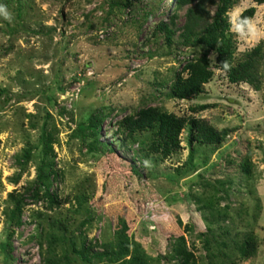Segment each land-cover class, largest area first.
<instances>
[{
	"label": "rangeland",
	"instance_id": "1",
	"mask_svg": "<svg viewBox=\"0 0 264 264\" xmlns=\"http://www.w3.org/2000/svg\"><path fill=\"white\" fill-rule=\"evenodd\" d=\"M172 1L0 0L10 17L0 13V264L49 256L131 264L139 253L148 264H179L171 259L179 237L197 264H224L219 255L248 234L256 255L237 264H264V59L260 91L231 84L212 53L203 93L172 98V84L202 51L182 45L179 32L167 44L160 25ZM250 7L256 13L243 28ZM207 8L214 16L217 7ZM229 19L236 59L264 47V4L242 1ZM149 107L231 132L214 147L190 143L188 125L181 149L163 160L150 153L151 132L121 129ZM95 118L101 126L92 131ZM43 161L49 192L36 182Z\"/></svg>",
	"mask_w": 264,
	"mask_h": 264
},
{
	"label": "trees",
	"instance_id": "2",
	"mask_svg": "<svg viewBox=\"0 0 264 264\" xmlns=\"http://www.w3.org/2000/svg\"><path fill=\"white\" fill-rule=\"evenodd\" d=\"M246 0H173L172 10L168 22L160 25L168 45H172L173 38L179 32V41L182 45L190 48H201V55L189 61L184 71L186 76L178 75L176 81L170 89V96L177 100H186L201 95L204 87L213 79L211 70V54L216 55V67L223 71L231 84H248L256 91L261 90L262 78L259 73V67L264 59V47L259 45L247 52L242 59H236L237 40L235 34L231 32V22L229 12L238 3ZM258 5L264 4V0H251ZM129 5L131 4L128 1ZM216 6L215 15L212 16L207 6ZM188 8L183 26L176 27L179 17V11ZM256 13L255 7L245 10L239 17V25L247 27ZM206 107H200L204 109ZM194 110V112H197ZM121 124V129L128 135H135L140 132H151L152 140L149 146L151 154L160 156L163 160L169 158L181 149L180 135L182 131L190 125V143L220 146L225 142L231 130L225 129L218 131L202 119L192 118L187 120L174 114L162 112L157 108L149 107L139 110L135 115L125 117ZM101 126V119L95 118L91 121L89 129L97 131ZM244 171L250 174V163L246 162ZM50 171H47L46 161L42 162L37 184L47 186L46 192H49ZM49 200L55 202L56 198L47 194ZM15 210L21 211L22 202L15 200ZM63 231H67L65 224L61 223ZM55 235H50V243L56 241ZM223 245L224 243H219ZM233 250L227 248L219 255L221 261L226 264L244 262L257 252L256 239L252 234L245 235L243 239L234 241ZM51 248V247H50ZM75 250V249H74ZM49 255L53 252L48 251ZM81 256L83 261L87 262L91 258L79 250H75ZM236 253V254H235ZM144 253H139L131 264H148L145 261ZM95 258L102 257V254L93 255ZM236 257V258H234ZM172 260H177L179 264H197V257L193 250L188 249L184 237H179L175 241ZM44 264H57L51 256L45 258Z\"/></svg>",
	"mask_w": 264,
	"mask_h": 264
},
{
	"label": "clouds",
	"instance_id": "3",
	"mask_svg": "<svg viewBox=\"0 0 264 264\" xmlns=\"http://www.w3.org/2000/svg\"><path fill=\"white\" fill-rule=\"evenodd\" d=\"M0 13L4 14L5 18H10L9 14L5 11L3 7H0Z\"/></svg>",
	"mask_w": 264,
	"mask_h": 264
}]
</instances>
